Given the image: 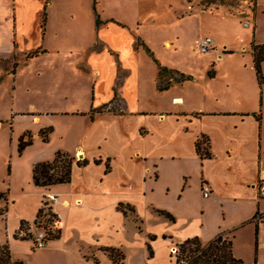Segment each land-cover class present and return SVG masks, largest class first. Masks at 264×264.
Masks as SVG:
<instances>
[{
  "label": "crops",
  "instance_id": "obj_1",
  "mask_svg": "<svg viewBox=\"0 0 264 264\" xmlns=\"http://www.w3.org/2000/svg\"><path fill=\"white\" fill-rule=\"evenodd\" d=\"M74 3L78 7L81 4L79 0H74ZM56 4L61 12L65 10L64 19L56 12ZM67 4L65 0L41 2L39 39L29 45L24 38L28 34V15L21 7H18L17 14L14 0H0V152L6 156L4 163H8L7 177H17L18 164L23 162L25 176L22 182L16 183L21 192L31 187L42 198L48 196L52 199L59 234L39 250H46L49 255L55 253L50 264H68L66 255L70 254H76L81 261L98 263L100 258L97 254L101 253L102 258L106 256L102 250L106 247L99 239L106 229L108 217L120 216L133 224L135 218L144 217L139 215L133 202L121 197L122 189L114 190L110 186V170L102 173L91 165L93 162L82 166L85 169L78 175L76 187L71 185L70 180L69 183L52 185L47 191L32 183L33 165L53 158L57 150L73 152L74 155L80 150L83 153L77 156L87 158L90 145L106 130L107 122L100 121L101 117L119 116L126 122L133 119L136 127L145 128L150 125L146 116H154L159 124H168L154 144L153 153L144 152L140 156L138 146H123L133 149H129L126 158L129 167L135 166L132 156L135 153L138 156L136 159L145 156L144 160L154 163L152 170L155 174L149 177L142 197L147 200V195L164 192L167 200V205L162 207L159 204L154 206L149 200L147 202V207L164 229L148 233L154 236L149 240L152 247L161 240L171 252L172 240L183 242L197 237L206 243L223 234L231 239L232 253L236 258L242 259L245 264H264V141L261 114L239 107L238 102L228 108L186 112L179 108L183 104L182 95L172 97L178 105L176 110L143 109L147 104L145 85L149 77L140 71L142 66H147L142 52H146L145 47L152 52L151 42L144 31L148 29L156 33V39L161 40L162 47L168 50L173 42L165 37L164 25L158 22L156 15L141 9L139 0H86L83 12H86L88 24L84 32L85 26L77 24V12L68 8ZM261 19L264 21V0L255 9L252 22L246 25H252L251 42L264 43V36L259 35ZM118 38L126 42V47L116 46L110 40ZM95 46L98 50H94ZM33 51L38 52L27 57ZM124 52H127L126 57ZM157 70L156 65V70L151 73L155 88ZM76 84H79L77 90ZM116 84L119 99L114 105L119 107L120 112L103 113L88 119V112L113 100ZM253 102L257 103L255 97ZM173 122L178 124L172 126ZM45 128H50L47 142H43L41 136ZM22 135L30 136L32 143L19 153L18 141ZM67 135L72 137L70 148L59 147L46 156L42 151L31 153L36 144L33 141L49 144L55 136L65 138ZM124 136L122 133L119 142L127 144L129 140ZM202 136L208 142V157H200L196 151V141ZM13 150L16 161L11 154ZM145 168L147 174L148 165ZM193 178L194 195L191 186ZM72 180H75L74 177ZM202 182L208 183L211 188L208 197L202 195ZM134 185L131 178L129 190H133ZM8 191L6 186L0 189V206L6 209V213ZM135 194L140 197L138 189ZM123 205L128 209L120 208ZM36 207L38 211L40 201ZM157 210L169 213L172 219ZM214 212L219 215L216 224L205 225L203 217ZM21 220L27 221L24 217ZM241 236L244 237L237 246L236 240ZM70 244L73 250L68 248ZM153 257L154 252L149 260Z\"/></svg>",
  "mask_w": 264,
  "mask_h": 264
},
{
  "label": "rangeland",
  "instance_id": "obj_2",
  "mask_svg": "<svg viewBox=\"0 0 264 264\" xmlns=\"http://www.w3.org/2000/svg\"><path fill=\"white\" fill-rule=\"evenodd\" d=\"M65 1L68 3V8L70 7V9H74L77 12V24L85 26L84 32H86L88 21L86 19V12H83V6H85L86 0H79L81 3L79 7L74 3V0ZM41 2L44 4L45 0H14L17 14L18 7H21L24 13L28 15L26 19L27 26L29 27L27 30L28 34L24 38H26L29 45L35 44L39 39V13L41 14L40 11L43 9ZM139 2L141 9H145L146 12H150L158 17V22L164 25L165 37L171 38L173 42V46L170 49H164L161 40L156 39V33L149 32L148 29L144 31L151 42L150 48L154 54L152 57L145 51H141L142 57L148 67L144 65L140 71L142 75L149 77V81L145 85V89L148 92L146 96L147 104L142 108L154 109V111L176 110L178 105L172 101V97L175 95H182L183 100H181V103L183 104L179 108H182L186 112L201 111L205 108H228L232 107L231 105L233 103L238 102L239 107L249 111L255 110L261 114V130L264 141V84H258L251 63L249 47L252 40V25L248 27L244 25L245 23L252 22L254 11L262 4V0H258L257 4H255L254 0H139ZM54 8L60 14V17L64 19L65 16L63 15L65 10L61 12L57 9V4ZM50 11H53V9L50 8ZM259 35L260 37L264 36V21L262 19L259 22ZM204 37H210L213 43L209 50L202 52L199 48V40ZM89 38L92 40V37ZM110 40L116 46L126 47V42L120 38ZM243 47L245 48L243 49ZM94 50H98V46H95ZM124 55L126 57L127 52H124ZM127 59L130 60V57ZM156 61L158 63L160 62V65L175 69L185 76H190L189 79H186L182 83L173 82L171 86H174L168 88V90H157L155 86L153 87L151 80V73L153 69L156 70ZM261 69L264 77V63ZM173 76L177 77L175 74ZM155 80L157 83V73ZM165 82L166 80H163L161 84ZM75 86L77 90L79 84ZM114 89L115 95L113 100L99 108H94L98 112H88V119L91 115L93 116L92 119H94V117L103 113L117 114L120 112L118 105V108L114 105L119 99L117 84ZM106 92L107 85L104 86V96H106ZM97 97L98 95L95 96V99ZM254 97L257 101L255 104L253 102ZM101 120L107 122L106 130H104L101 137L98 136L95 142L90 145V152L87 153L88 159H86L90 163H94V160H99L98 164L92 163L91 165L100 169L102 173L106 170V163L108 164L110 170V186L114 190L122 189L121 197L128 199L130 203L133 202L132 204L138 208L139 215L144 218H135V224H133L132 221H124L123 217L121 218L120 216L108 217L106 229L101 233L99 242L104 247H116L113 248L111 254L114 258H119L120 253H122L124 258L121 263L113 262L110 259L109 253L102 249L106 256L102 258L101 253L97 254L100 258L98 263L85 262V260L81 261L76 254H70L66 255L68 264H175L178 253V255L182 256L188 252V248L193 250L196 245H185L184 248L186 251L184 253L180 250L182 242L175 240H172L171 248L173 247L176 251L179 249L180 251L178 250L177 253L176 251L173 252L174 250L168 252L166 244L161 240L152 247L148 233H158L164 229L162 223L157 220L155 214L147 207V202L149 200V203H153L154 206L158 207L159 204L162 207V205H167V200L164 197V192L161 194H152V196L147 195V200L142 197L141 193L145 189L149 177H153V174H155L154 170H152L154 163L151 164L149 159L144 160L145 156L142 159H136L138 156L135 153L132 155L135 166L129 167L126 164V161H128L126 158L131 146L123 147L125 145L138 146V152H141L140 156L144 152L153 153L154 144L159 140L162 129L166 127L168 122L162 125L157 122L154 116H146V120L150 124L149 127L144 126L145 128H139L136 127V123L132 121L133 119L126 122L123 117L119 116L110 115L101 117ZM177 124L173 122L172 126ZM171 130L173 131L172 127ZM42 131L43 134H47L48 136L50 128H45ZM97 132H99V129ZM122 133L129 140L127 144L119 142V137H121ZM28 137L25 136L24 140L28 139ZM33 143L36 144L31 148V153L35 154L42 151L46 156L59 149V147L65 149L70 148L72 137L67 135L65 138H59L55 136L49 144H45L40 140L33 141ZM207 148V139L202 137L200 150L205 151ZM68 153L73 157L70 183L73 187H76L78 185L76 182L77 177L84 172L85 168L76 166L77 160H81L82 158L74 155L73 152ZM11 154H13L12 157L16 161L15 150ZM5 158L6 156L4 157L3 152H0V189L5 186L9 188L8 195H6L8 211L6 217L4 216L5 214L3 216L0 215V245L8 244L13 257L21 260L22 264H50L55 253L49 255L48 252L46 253V250L32 248V239L28 236L21 239L22 236L19 234L18 227L21 217H24L27 220L26 222L31 223L37 215L36 203L40 201L39 209H42L41 214L44 215L46 220L44 226L47 227L48 224H54L53 226L57 227V233H53L54 238L50 237L46 243L48 244L57 238L59 230L57 216L52 211V199L48 196L42 198L31 187L25 188L21 192L16 187V183L19 181L22 182L24 179V164L22 161L20 165L18 164L17 177H7L6 164L8 163H4ZM26 160L28 161L30 159ZM146 165L149 167L147 174H145ZM129 174L132 175L129 176ZM73 177L75 179L74 181L72 180ZM131 178L135 184L133 190H129L128 186ZM194 183L195 179L193 178L191 182L193 195L195 190ZM48 188H43L42 191H47ZM137 189L139 190L140 197L135 194ZM262 206L264 207V204ZM120 208L128 209L124 205L120 206ZM1 209L3 208L0 206ZM61 209L63 208L61 207ZM216 218H219L216 212L213 214L210 213L207 216L205 215L203 217L205 220L204 224L215 225ZM134 225L137 227L136 229ZM25 227H27V223L22 225V229ZM14 235H16V238ZM243 237L241 236L239 240H236L237 246H239L238 243ZM147 243H150L154 252L152 260L148 258ZM201 243L204 244L205 242L202 241ZM67 246L70 250L74 248L71 244Z\"/></svg>",
  "mask_w": 264,
  "mask_h": 264
},
{
  "label": "trees",
  "instance_id": "obj_3",
  "mask_svg": "<svg viewBox=\"0 0 264 264\" xmlns=\"http://www.w3.org/2000/svg\"><path fill=\"white\" fill-rule=\"evenodd\" d=\"M256 4V0H254ZM146 52L149 56L153 57V53L149 48L145 47ZM38 51L30 52L27 57L35 55ZM250 53L252 56V66L255 71V76L259 85L264 84V77L262 74V63L264 62V43H255L251 42L250 44ZM157 65V79L156 89L159 91L168 89L173 82L181 83L186 79H189L190 76H185L183 73L175 69L168 68L166 66L160 65L156 61ZM177 75V77L173 75ZM163 80H166L164 84H161ZM92 112L98 110H91ZM92 115L90 118L92 119ZM43 134V131H41ZM203 137V136H202ZM201 137V138H202ZM201 138L196 141V151L200 155V157H208L209 151L208 149L205 151L200 150ZM43 142L48 141L47 134L42 135ZM32 143L30 136L28 139L24 140V135L19 137L18 141V152L21 153L22 150ZM72 159L73 157L69 155L68 152L57 150L54 153V156L51 160H43L36 162L32 167V183L35 186L47 188L56 184L69 183L71 180V170H72ZM95 164L99 163V160H94ZM77 166L82 167L88 164V160L86 158H82L81 160H77ZM106 172L109 171V166L106 163ZM2 196V195H0ZM41 211L38 209L37 212ZM159 214H163L169 219H172V216L163 211L157 210ZM6 213V209L0 210V215H4ZM26 223V221L21 220L19 224V230H22V225ZM55 236V235H54ZM16 238V235H14ZM53 237V235L51 236ZM25 236H22L21 239H24ZM54 238V237H53ZM154 239V236H149V240ZM190 244H195L196 247L192 250L188 248V252L184 255L176 256L175 264H245L242 259L236 258L232 253V242L228 237H224L223 234H219L213 239L207 241L206 243H201V241L197 237L185 239L181 246L180 250L184 253L186 249L185 245L189 246ZM106 250L109 253L110 259L113 262L121 263L124 258V255L120 253L119 258H114L111 254L113 248L106 247ZM179 250V249H178ZM176 251V253L178 252ZM179 250V251H180ZM147 251L148 258L153 256V250L150 243H147ZM0 264H22V261L13 257L8 244L0 245Z\"/></svg>",
  "mask_w": 264,
  "mask_h": 264
},
{
  "label": "built area",
  "instance_id": "obj_4",
  "mask_svg": "<svg viewBox=\"0 0 264 264\" xmlns=\"http://www.w3.org/2000/svg\"><path fill=\"white\" fill-rule=\"evenodd\" d=\"M245 23L244 25H247ZM212 39L210 37H204L199 40V48L202 52H205L210 49L212 46ZM201 192L203 197H208L211 194V188L206 182L201 183ZM41 211L37 212V215L31 221L27 223V227L22 230H19L20 236H28L32 239L33 248L42 249L46 246V242L50 237L57 233V227L53 226L54 224H48L47 227L44 226L46 223L44 215L41 214ZM26 226V225H25ZM176 249L173 251L175 252Z\"/></svg>",
  "mask_w": 264,
  "mask_h": 264
},
{
  "label": "bare ground",
  "instance_id": "obj_5",
  "mask_svg": "<svg viewBox=\"0 0 264 264\" xmlns=\"http://www.w3.org/2000/svg\"><path fill=\"white\" fill-rule=\"evenodd\" d=\"M79 152H77V155L81 156L80 154H82L83 152H81L80 150H78ZM79 201V200H78ZM172 250H174V248H172Z\"/></svg>",
  "mask_w": 264,
  "mask_h": 264
}]
</instances>
